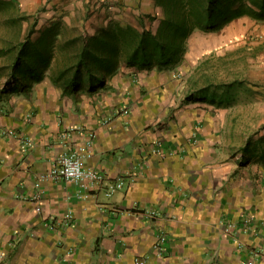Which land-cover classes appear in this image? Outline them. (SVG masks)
I'll list each match as a JSON object with an SVG mask.
<instances>
[{
	"label": "crops",
	"instance_id": "0c3cea01",
	"mask_svg": "<svg viewBox=\"0 0 264 264\" xmlns=\"http://www.w3.org/2000/svg\"><path fill=\"white\" fill-rule=\"evenodd\" d=\"M105 1L71 0L68 6H103L101 14L111 2ZM143 1L119 0L118 6L134 10ZM90 19L94 30L123 25L105 14ZM244 19L231 22L225 34H235ZM15 60L11 52L0 56L1 264H134L139 257L147 264H264V179L244 168L230 176L233 155L211 129L215 118L197 114L198 104H183L177 81L150 78L152 68L128 84L122 69L93 93L84 83L73 94L62 84L36 85L23 77L19 88L4 89ZM89 131L95 133L89 163L104 176L103 187L121 178L124 187L111 197L102 188L79 199L73 183L40 181ZM144 209L157 215L147 217ZM68 213L71 227L58 231L59 225L46 224L64 222ZM245 216L253 217L249 230L243 229ZM161 233L166 241L157 256L153 244Z\"/></svg>",
	"mask_w": 264,
	"mask_h": 264
},
{
	"label": "rangeland",
	"instance_id": "374dc122",
	"mask_svg": "<svg viewBox=\"0 0 264 264\" xmlns=\"http://www.w3.org/2000/svg\"><path fill=\"white\" fill-rule=\"evenodd\" d=\"M70 1L0 0V47L5 48H0V56L3 52L7 54L9 49L21 44L29 34L32 41H37L43 37L45 32H51L50 36L53 35L52 30L58 33L53 39V57L50 59V66L46 68L43 77L38 81L39 84L36 85L48 81L56 87H60V83L63 86L69 85L67 80L54 83L52 79L64 59L62 57L65 52L64 42L75 37L93 35L102 28L94 30L89 23L90 18L98 17L99 19L105 14L112 20L123 22L122 26H127L126 21L121 20V17L128 19L127 22L133 23L132 27L136 29L156 31L162 17V10L154 0H149L150 5L144 0L143 7L139 5L140 8L134 7V10L118 6L119 0H109L110 4L101 14L100 9L103 6L98 8L99 10L84 4L83 7L79 4L74 8H69ZM132 4L135 3L132 2ZM244 18L245 21H239L236 27L237 32L232 36L225 34V28L213 34L200 31L193 33L180 63L173 68L163 70L156 68L155 73L152 72L147 76L157 78L162 75L168 77L169 81H177L178 92L183 97L181 98L183 104L191 106L198 104L196 105L197 114L209 115L210 118L216 119L210 124L211 129L219 131L222 134L221 141L228 143L223 148L230 149L229 153L233 155L236 167L234 171L231 170L230 176L236 177L238 171L244 168L249 177L256 175L264 179V22ZM92 29L94 32L90 33ZM50 36L47 35L44 39ZM99 40L101 42H99V47H104L105 38ZM24 54L26 57L27 53ZM108 57L107 53H100L99 61L108 59ZM97 61H90L92 64L89 67L95 68ZM123 70H125L122 71L123 77L131 78L127 81L128 84L135 83L140 78L134 69L123 68ZM127 83L125 81V84ZM8 87H13L12 78L5 82L3 88ZM19 87L20 83L17 85V88ZM1 92L5 94L6 91L1 90ZM170 112L172 110L166 109L168 115L165 119H169ZM200 124L199 127H202L203 123ZM1 134L7 135L6 131ZM214 147L221 150L222 144L217 143ZM251 166L263 168L257 174L253 172V168L250 169ZM46 224L52 229L57 227L56 223L51 220H48ZM71 226L72 221H64L57 230L62 231L64 227L67 229Z\"/></svg>",
	"mask_w": 264,
	"mask_h": 264
},
{
	"label": "trees",
	"instance_id": "16d2710c",
	"mask_svg": "<svg viewBox=\"0 0 264 264\" xmlns=\"http://www.w3.org/2000/svg\"><path fill=\"white\" fill-rule=\"evenodd\" d=\"M154 1L162 10L156 31L111 23L93 35L68 39L64 42L60 70L52 81L60 83L67 80V91L73 94L82 91L84 83L85 88L88 87L87 92L93 93L102 89L107 79L113 78L123 68L136 72L173 68L183 60L189 38L197 31L205 34L220 32L231 22L244 17L264 22V0ZM50 34L45 32L37 41H32L29 34L23 45L9 49L8 52L16 49L11 77L13 87L9 89L19 83L22 85L20 77L35 79L36 82L41 80L53 57V39L58 33L52 30L53 35ZM47 35L50 37L44 39ZM100 38H105L104 47H99ZM98 52L107 53L108 59L99 61ZM24 53H27L26 57ZM94 60H98V64L90 68Z\"/></svg>",
	"mask_w": 264,
	"mask_h": 264
},
{
	"label": "built area",
	"instance_id": "2783aa9c",
	"mask_svg": "<svg viewBox=\"0 0 264 264\" xmlns=\"http://www.w3.org/2000/svg\"><path fill=\"white\" fill-rule=\"evenodd\" d=\"M6 131V130H5ZM4 131V133H5ZM7 134V131H6ZM69 132L66 130L61 133V139L66 140L68 138ZM95 133L89 131L85 140L80 144H77L72 149H67L61 155H59L53 162L51 169L45 174L39 177L40 181H65L68 183L75 184L78 188L77 197L79 199H86L91 192L95 193L103 188L104 195L106 197H111L118 190L124 187L125 181L123 178L118 179L117 182L109 184L105 187L104 176L91 164L90 160L94 158L95 155ZM157 147H160L162 143L157 141ZM145 215L150 218H154L157 214L153 209H144ZM72 218V214L68 213L65 222H69ZM253 221L252 216H245L242 225L244 230L250 229V224ZM56 225L61 226L62 222H53ZM231 228H235V225H231ZM166 241L165 233H161L157 236L155 243L153 244L154 253L159 256L163 250V244ZM254 253V252H253ZM257 256L258 253H254ZM134 264H147L144 259L135 258ZM248 264H255L254 261H250Z\"/></svg>",
	"mask_w": 264,
	"mask_h": 264
},
{
	"label": "bare ground",
	"instance_id": "6f19581e",
	"mask_svg": "<svg viewBox=\"0 0 264 264\" xmlns=\"http://www.w3.org/2000/svg\"><path fill=\"white\" fill-rule=\"evenodd\" d=\"M195 40V39H194ZM198 39H196L195 41H197ZM200 40H201V38H200Z\"/></svg>",
	"mask_w": 264,
	"mask_h": 264
}]
</instances>
